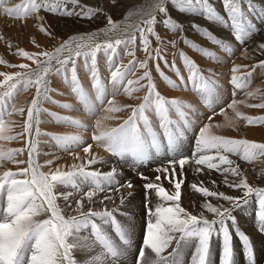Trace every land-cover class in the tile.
<instances>
[{"label":"snow or ice","instance_id":"obj_1","mask_svg":"<svg viewBox=\"0 0 264 264\" xmlns=\"http://www.w3.org/2000/svg\"><path fill=\"white\" fill-rule=\"evenodd\" d=\"M30 4L31 11H38L41 7H46L47 10L57 12L60 10V5L71 3L79 5V0H59V5L53 7L45 4L43 0L40 3L37 0H27ZM171 3L178 6L177 10L184 13H199L207 20L219 23L226 29L234 33V40L238 43H243L247 37L254 34L252 25L245 18V13L242 11L241 0H222L225 11L228 14V19L220 15L208 0H146L145 4L136 12L130 11L126 14V20L133 15L136 17L132 23L125 21H113L111 16L107 17V24L103 29L93 31L92 33L73 35L65 40L53 51L31 52L23 48L16 50V55L34 60L36 68L32 69L29 64L21 63L19 65H10L25 69L24 72H16L12 74L0 73L4 76V80L0 84L8 83V91L0 100L6 97H12L13 91L18 84H22L24 90L34 86L36 88L35 97L31 100L30 106L27 108V119L25 121V132L29 136L33 133V125L40 123V113L48 111L42 107L45 101H52L49 94L54 91L50 87V75H59L73 94L76 95L79 102L84 106L89 114H94L95 106L89 94L80 83L77 74V58L83 59V67L90 75L93 81V89L95 91L96 100L101 105L104 104L106 89L100 79L97 67V53L103 51L107 55L109 65L114 64L113 57L117 55V47L123 45L127 50L130 47L132 50L126 51L127 55L133 56L134 59L128 65H116L115 70L111 71V83L113 91H119L123 84L124 78L128 73L135 74L134 70L138 66L144 69L143 74L135 80H128L123 87L124 93L129 96L133 92H138L142 88L147 89V94L143 96L142 102L137 106L125 105L124 108H130L131 114L128 119L124 120L117 127L100 130L97 134L93 132V140L96 142L103 141V147L107 151L118 157L121 161H128L133 166L144 163L152 159L153 155H160L165 149L168 153L175 154L178 151L179 145L184 137L185 129L191 127L192 117L197 114L195 105L191 102L179 98H166L156 88V84L152 78L151 70L148 66V60L155 61V68L163 80L173 89H188L198 97V100L204 103L208 108L213 107L214 101H218L217 89L219 84L211 77H205L202 70L196 61L188 54L180 51V59L183 67L187 72V79L181 73L180 67L177 66L175 60L171 64L161 55L163 47L151 48L150 36L161 44H170L175 46L176 41H165L156 31L155 25L158 23L157 14H163V19L159 21L163 27L170 32H175L184 27L181 23L175 20L168 11L167 4ZM4 0H0V8L9 16L16 14L21 15L20 9L23 5L15 7H4ZM248 10L255 11L257 15L264 19V11L257 9L248 0ZM29 9H25V14ZM99 12V9H94L88 6H81V10H67L61 12L64 16H78L81 18L91 19ZM191 27L197 30L198 34L213 42L217 47H221L225 52H230L232 49L227 46V42L218 38L210 29L201 25L192 23ZM47 31L46 29H42ZM139 34L142 50L147 54L144 60L135 58V44ZM105 37L104 43H98L97 38ZM2 38V37H0ZM185 45L196 49L203 54L207 59H219L217 54L187 36L181 37ZM11 46V44H9ZM259 49L264 50V43L259 44ZM43 57V59H41ZM160 61H163L170 70L178 77L180 83L171 79L160 69ZM7 63L0 57V64ZM70 65V67H69ZM123 67V71L121 68ZM245 66L234 65L231 68L230 83L235 88L246 87V81L252 73H246L238 76L236 73L241 72ZM256 67L264 68V60H261ZM211 72V69H207ZM70 73V75H69ZM147 81V84H142L141 81ZM139 85V87H132ZM255 93H248L254 95ZM235 93H233V96ZM65 109H72L70 103H61L52 101ZM237 101L233 99L227 105L229 108H235ZM107 112L120 111L121 106H116L114 96L108 101ZM250 107L264 108V103L249 105ZM175 111L178 115L177 120L170 117V111ZM6 108H0V120H2L3 112ZM12 111L24 113V108H16L13 106ZM154 112L157 117V126L162 129V136L156 131L152 120L146 114ZM222 113L224 109L220 110ZM191 113V115H189ZM11 115V113H8ZM57 122L75 125L87 129L88 125L68 116H62L57 113H49ZM215 114V113H214ZM237 115H242L237 113ZM111 116H105L104 119H111ZM243 119L248 124H264V116L251 117L243 116ZM212 117H209V123H205L199 129L196 139L195 158L191 161L196 167L197 173H203L205 167L209 171H216L224 176V183L235 189L243 190V196H231L223 192H216L204 186L203 182H193L190 187L197 193H201L206 197H215L223 199L230 203L231 207L225 208L215 206L210 202H205L202 207L209 213L214 214V218L209 220L201 215H192L187 212L179 203L181 199V189L185 177L177 179L175 169L177 164L181 171L186 164L190 163L188 158L181 157L178 160L172 159L168 162L172 172L169 175V168H157V172L165 173V178L168 179L174 187V192L169 193L161 184L148 182L145 188L155 190L156 195L164 201L173 202L167 207L157 206L149 210V215L154 216L155 222L151 220L147 224V236L144 241V246L139 251L138 264H145L146 249L154 254L155 259H152L149 264H182L179 258L180 249L183 245H188L195 241L194 251L191 257V264H212L211 244L213 237L220 240V260L219 264H235L234 262V245L233 232L241 242V247L244 249V254L248 264H256L255 251L249 235L239 229L236 224V218L232 215L233 210L239 209L249 202V197L255 193L258 197L257 205V231L264 235V187H253L247 177L244 176L240 165L230 158L229 154L238 155L244 162H249L253 154L252 150H259L264 154V143H256L247 139L228 138L221 135H215L212 132L213 127H221V125H212L210 122ZM95 129H101V120L97 119L94 124ZM3 122H0V140H13L19 138L23 133L16 136L5 135V132H10ZM36 135H39V128L35 129ZM57 144L62 147L83 144V138L79 135H54L53 137ZM91 145L83 149L86 154L90 155ZM27 150V161L15 160L16 155L22 154ZM214 152L215 154H205ZM36 154V144L30 139L25 148L9 149L4 151L0 149V164L5 159L13 161L16 164L27 163L28 167L20 168L17 171L5 170L0 174V264H111L121 255L123 246L129 243L127 229L116 221L113 215L115 209L109 210L106 206L101 211L89 209L88 212L83 211V200L87 197L91 202L93 197L98 192H104L103 185L110 186L118 184L115 177L118 175L116 167L112 166L107 173H101L96 170H86L87 165L103 163V160L98 161L95 157H91L85 163L73 164L71 170L63 171L57 168L55 172L43 173L40 171V165L33 158ZM79 159V157L77 156ZM53 161H47V165H51ZM236 177L235 181H229L228 175ZM142 179V173L139 174ZM17 177H24L18 179ZM156 181L161 178L156 176ZM79 181V183H78ZM211 183L215 184V181ZM65 187H74L77 192L81 191V185L87 184L89 190L81 195V198L76 201V215L65 216L64 210L57 203L58 199L65 201L66 207H72L70 197L72 192L57 193L54 191L56 185ZM120 187L132 188L131 181H127ZM119 189H117L118 191ZM111 195H105L104 200H112ZM103 202V201H102ZM123 203V198H121ZM42 215L47 218L41 219ZM96 218L108 224L110 222L115 233V239L109 235L101 225L96 223ZM228 221H231L233 228L228 227ZM218 226V227H217ZM91 228L94 239L89 241L86 236H81V231ZM119 241V243H117ZM175 243V246L173 247ZM172 248L171 252L163 255L167 249ZM75 250H82L87 255L85 261H77L74 256Z\"/></svg>","mask_w":264,"mask_h":264},{"label":"rangeland","instance_id":"obj_2","mask_svg":"<svg viewBox=\"0 0 264 264\" xmlns=\"http://www.w3.org/2000/svg\"><path fill=\"white\" fill-rule=\"evenodd\" d=\"M99 1V5L96 4L95 6L88 5L84 0H79V5H73L71 3L63 4L60 5L59 11L52 12L47 10L46 7H41L38 11H31V6L27 2V0H4V7H15L18 4L23 5V7L20 9L21 15L19 16H17L16 14H13V16H9L3 12L2 8H0V37H2L0 38V57H2L3 60L7 62L4 64H0V73L12 74L16 72L26 71L25 69H21L20 67L10 66L19 65L21 63L29 64L32 69L36 68V62L34 60H28L27 58L15 54L18 48H23L27 51L36 53L43 51H53L56 47H58L61 43H63L73 35L88 34L92 33L93 31L103 29L107 24L108 16H111L113 21L116 22L125 21L126 23H132L135 21L136 17L134 15L130 19H125V15L128 13H124L123 15H121L122 13L108 12L101 6L102 4H104L103 1L105 0L102 1L103 3L101 2V0ZM37 2L40 3L41 0H37ZM43 2L45 4L52 5L53 7L59 5V0H43ZM208 2L214 6L215 10L220 15L224 16L225 19H228V14L225 11L222 0H208ZM252 3L256 6L257 9L264 11V0H252ZM81 6H88L94 9H99V12H97V14L94 15L91 19L81 18L75 15L68 17L61 14V12L65 8L67 10H75L76 12H79L81 10ZM167 7L171 16L179 23L184 25V27L175 32L168 31L159 22L163 19V14L158 13V23L155 25V31L165 41L175 40L176 44L175 46L167 43L161 45L154 36H150L149 39L151 40V48L163 47L164 50L161 52V55L164 56L165 59H167L169 64H171L173 60H175L177 66L180 67L181 73L185 76V79H187V72L183 67V63L179 55L180 51H183L184 53L192 57L202 70H205V77H211L219 84V87L217 89L219 99L218 101H214L213 107L210 109L204 103L198 100V97L192 92L190 87L188 89L171 88L159 75L157 69L155 68L156 62L151 59L148 60V66L151 70L152 78L156 84L157 90L166 98H179L191 102L197 109V114L192 117L193 124L191 125V127L185 129L186 132L181 141V143H185L188 141V145L185 149L182 148V144L180 143L178 151L175 154L168 153L165 149L160 155H153L152 159H150L149 161L133 166L130 162L121 161L118 159V157L107 151L106 148L102 146V144L104 143L103 141L96 142L93 140V132L96 131L97 134L99 132L98 129L94 128V124L97 119L101 120L102 125L107 123L110 128L117 127L121 123H123L124 120L128 119L131 114L130 108H124L122 106H137L142 102L143 96L147 94L146 88H142L138 92H133L131 96L122 91L128 80H135L143 74L144 69H140L137 66L134 70L135 74L128 73L124 78L119 92L116 93L117 95H114L120 97V101L116 106H121V110L115 112L106 111V109L109 107L108 101L113 98L112 94H114L111 87H108L111 84V71L115 70L116 65L126 66L131 60L134 59L133 56L126 54V51L132 50L131 47L127 50L123 45L117 47V55L113 57L114 64L112 65H109L107 55L103 51L97 53V67L99 76L101 81H103L102 83L105 82L104 85L107 86V89L109 90L106 91L103 105H101L100 102L96 100L95 93L88 90L86 82H90L93 85V81L91 80L89 73L85 71L83 67V59L77 58V74L81 85L86 90V92L89 93L90 98H93L94 100V114H89L85 110L84 106L79 102L76 95L71 92L69 85L64 82L61 76L55 74L50 75L49 77L50 87L54 90L49 93L52 97V101L70 103L73 105V108L65 109L59 106L57 103H54L52 101H45L42 107L44 109H47L48 111L40 113V123L38 125H33V133L31 136H29V134L25 132V121L27 119V108L30 106L31 100L35 97L36 88L32 86L27 90H24L23 85L18 84L17 88L13 91L12 97L5 96L3 100H0V108H6V111L3 112L2 120H0V122H3L7 128L11 129L10 132H5L4 134L16 136L19 133H23V135L19 136V138L17 139L0 140V149H3L4 151L18 148L26 149V144L31 139L32 142L36 144V154L33 158L40 165L39 170L46 174L55 172L57 168H60L63 171L71 170V166L73 164H86L87 160L91 157H95L98 161L103 160L104 162L87 165L86 170H96L101 173H107L112 166L117 168L118 175L115 177V179L116 181H118V184L111 185L110 190L109 186L103 185L105 187V191L99 192L98 195L93 197L91 202L88 201L87 197H84V212H88L89 209L101 211L105 208V206L109 210L115 209L116 211H114L113 215L115 216L116 221L121 225L123 224L125 228L128 229L129 226L134 225L135 217H133V220L130 219V222L129 220L123 222V219L125 212L127 211V206H132V201H130L129 196H133V187L134 185L139 184L140 187L138 188L139 190H137L140 191L139 193L143 197L141 203L142 212L140 214L143 213L142 216L145 217V221H147L143 222V242L145 241L147 236V224L150 220L152 221V215H149V210H152L154 212V209L157 206L167 207L172 205L173 203L164 201L162 198H159L156 195L155 190H148L145 188V185L148 182H155L161 184L169 193L174 192V187L171 183H169L168 179L165 178V173L156 171L157 168H163L167 166L169 168L168 174L171 175L172 169L168 162L172 159L178 160L179 158L184 157L190 160V163L184 166L183 171H181L179 165L177 164L175 173L177 179L181 178V176L185 177L181 189L182 195L179 203L187 212L191 213L192 215L199 216L202 214L209 220L214 218V214L209 213L202 207V204L205 203V201L210 202L215 206H222L225 208L231 207L230 203L223 199L206 197L201 193H197L190 187L192 182L198 184L200 182H203L204 186L208 187L212 191L223 192L231 196H243V190L231 188L224 183V176L221 173L214 170L209 171L206 167L204 170L205 172L203 171V173H197V166L191 162L196 155V139L198 137L199 129L205 123H209V117L213 118L220 115L226 116L231 112V115H233L231 116L232 118L230 116H226L228 117V119L225 121V123L227 122L233 125L232 132L225 133L224 131L213 127L211 129L213 134L225 136L228 138L247 139L256 143H264V124H248L247 121L243 119V116H264V108L249 106L264 103V68L256 67V65H258L261 60H264V50H261L258 47L259 44L264 43V30L259 31L258 29L259 27L264 28V19H261V17L257 15L255 11L250 12L248 10V0H241V7L242 11L245 13V18L249 20L252 25H256L254 27V34L247 37L242 44L234 40V33L232 31L226 29L219 23L208 20L210 23L203 24L199 21H195L196 24L210 29L218 38H222L227 42V46L230 47L232 51L225 52L223 48L217 47L213 42H210L209 39L205 38L203 35L198 34L197 30H194L190 25L193 22L184 24L180 21V19L174 16L175 13H182L183 15H194L206 19L203 15L199 13L186 14L184 12L178 11V6H174L171 3H168ZM26 8L29 9V11L25 14ZM138 10L139 9H132L131 11L136 12ZM42 29H46L47 31H43ZM182 36H187L197 44L213 50L217 54L219 59H207L196 49L185 45L181 40ZM96 42L104 43L105 37H98ZM9 44H11V46H9ZM252 46H255L256 49L252 50ZM146 55L147 54L142 50L140 37L137 33V40L135 44V58L138 60H144L146 58ZM41 59H43V57H41ZM159 63L160 69L163 70L166 75H168L171 79L176 80L177 83H180L176 74L172 70H170V68L165 65L163 61H160ZM237 64L245 67L242 68L241 72L236 73V75L241 76L246 73H252V75L245 82L246 87L244 88H235L230 83V77L232 75L231 68ZM207 69H211L212 71L209 72L207 71ZM123 70L124 69L122 67L121 71ZM3 80L4 76L0 75V81ZM13 82L14 81H9L8 83L0 84V96H3V94L8 91V84ZM141 83L147 84V81H141ZM132 87H139V85H133ZM233 93H235L234 96ZM248 93L255 94L248 95ZM233 99L237 101L235 108L227 107V105L231 103ZM13 106H15L16 108L23 107V115H21L19 112L12 111ZM221 108L224 109L223 113L220 111ZM8 113H11V115H9ZM49 113H57L62 116L79 119L81 122L88 125V127L87 129H85L75 125L57 122ZM237 113H240L242 115H237ZM146 114L152 120L156 131L162 136V129L157 126V117L155 116L154 112L149 111ZM189 115H191V113H189ZM105 116H111L113 118L104 119ZM170 117L173 120L178 119V115L174 110L170 111ZM37 127L39 128V135H36L35 132V129ZM65 134L81 136L83 138V144L79 146L72 145L67 148L59 146L53 137L54 135ZM88 145H91L90 155L86 154L83 151V149ZM95 148L98 149L96 150V152L99 153L98 155H95L93 151ZM252 153L253 154L251 155L249 162H244L238 155L229 154V156L240 165L244 176L247 177L248 182L253 187H264V154L260 153L259 150H252ZM205 154L215 153L207 152ZM77 156L79 157V159L77 158ZM108 157H114V159L116 160V164L118 165H116L115 163H113L114 165H112L108 160ZM27 159V150H25V152L22 154L16 155L15 157V160L17 161H27ZM47 161H53V163L49 166L46 164ZM24 167H28L27 163L16 164L13 161L5 159L3 163L0 164V174H2L5 170L10 169L12 171H17L18 169ZM124 167L130 168L133 173L129 174L128 176V174L124 171L125 169H123ZM140 173H142L143 176L147 177L148 179H142L139 175ZM157 175H159L161 178L159 181H156L155 179ZM17 178L22 179L24 177ZM236 179L237 178L232 176L231 174L228 175L229 181H235ZM127 181H131L133 185L132 188L129 189L127 187H120V185H124ZM212 181H215L216 183L213 184L211 183ZM80 187L81 191L77 192L74 187H65L59 184L56 185L54 191L57 193H73V195L70 197V203L72 205V207L70 208L66 207L65 201L63 199L57 200L60 208L64 210L65 216H72L77 214L75 211L76 201L81 198V195L83 193L89 190V186L87 184L81 185ZM117 189L119 190L117 191ZM105 195H111L113 199L105 201ZM121 198H123V203H121ZM248 199V204L242 206L239 209L233 210L232 215L236 218V224L238 225L239 229L245 232L251 238L255 251L256 264H263L261 262L264 260V243L260 244L261 240H258V237L255 238L251 234L254 231L256 232L258 227V197L255 193H253L252 196H250ZM121 217L123 219H121ZM40 218H47V216L42 215ZM96 223L98 225H101V227L109 235H111L112 237L115 236L110 222L108 224H105L100 220V218H96ZM228 227L230 229L233 228V224L231 221H228ZM248 228L251 229L247 230ZM85 230L87 231V235L91 239H94L91 228L89 227V229ZM82 232H84V230H82ZM257 233L264 237V235H262L260 232L257 231ZM142 244L143 243H141V245ZM211 245H217L215 249L219 248L218 259H220L219 238L213 237ZM233 245L235 251V264H248L247 258L244 254V249L241 247V242L237 238L235 232H233ZM127 246L126 248H128ZM143 246L144 245H142L141 248ZM140 250L141 249L138 250L137 254H139ZM168 252L164 255H167ZM78 255L79 254L75 256L77 261H79L77 258ZM210 259L213 262L212 264H217L215 263L214 259H212L211 257Z\"/></svg>","mask_w":264,"mask_h":264},{"label":"bare ground","instance_id":"obj_3","mask_svg":"<svg viewBox=\"0 0 264 264\" xmlns=\"http://www.w3.org/2000/svg\"><path fill=\"white\" fill-rule=\"evenodd\" d=\"M84 1H86L88 5H95V6H96V4L99 5V2H100L99 0H84ZM102 1L103 0H101V2ZM103 2H104V4H102L101 6L103 8H105V10H107L108 12L122 13L121 15H123L124 13H129L132 9L133 10L140 9L139 6H143V4L146 2V0H105ZM174 16L177 17L178 19H180V21L182 23H184V24H189V23L195 22V21H199V22H201L203 24L210 23L208 20H206L204 18H200V17L194 16V15L192 16V15H183L182 13H179V14L175 13ZM122 19H124V18H122ZM190 25H192V24H190ZM258 29H259V31L264 30L263 27L262 28L259 27ZM254 31H255V29L253 28L252 32H254ZM263 33H264V31H263ZM255 49H256L255 46H252V50H255ZM104 84H105V82L103 83V85ZM86 85H87V88H88L89 91L95 93V91L93 89V85L90 82L89 83L86 82ZM110 85L108 87H111V89L113 91L112 83ZM104 87H105V89L107 91L108 90L107 86L104 85ZM118 92L119 91H116V92L113 91L114 94H112V97L114 95H117L116 93H118ZM91 99L94 102L93 98H91ZM114 99H115V102H116V105H117L118 102L120 101V97L114 96ZM226 116H228V117L230 116L231 117L233 115H231V112H230V114H228ZM226 116L220 115V116L213 117L212 120H211V124L213 126L219 124V125H221V127H219V128L215 127L216 129H220V130L224 131L225 133H231L232 130H233L232 129L233 125L229 124L227 122L225 123V121L228 119V117H226ZM192 124H193V122L191 121V125ZM109 128L110 127H109V125L107 123H105L103 125L101 124V129L102 130L103 129H109ZM101 129H98V130L100 131ZM185 132H186V130H185ZM186 140H187V138H186ZM181 144H182V148L185 149L187 147V145H188V141L185 142V143H181ZM96 150H98V149L95 148L93 151H94L95 155H98L99 153L96 152ZM108 160L111 162L112 165H114L113 163L116 164V160L114 159V157H111V158L108 157ZM116 165H118V164H116ZM123 169H125L124 171H125V173L128 174V176H129V174L133 173V171L130 168H128V167H124ZM139 187H140L139 184L138 185H134V187H133L134 191H133V194H132L133 196L132 197L129 196L130 197L129 198L130 201H132V204H131L132 206L128 205L129 207L127 206V211L125 212L124 219L121 217V219H123V222L126 221V220L127 221L129 220V222H130V219L133 220V217H135L134 225L133 226H129L130 228L128 227V229H127L128 230L127 231L128 240H129V243L127 244L128 246L125 245V246L122 247L121 255L116 260L112 261L111 264H138L137 255H139V254H137V253H138V250L141 249V246L144 245V242H143V236H144V225H143V222L146 219L145 217L142 216L143 213L140 214L142 212V210H141L142 209V204L141 203H142V198L143 197L139 193L140 191H138ZM98 193H97V195H98ZM127 203H128V201H127ZM198 208H199V206H198ZM151 219H152V222H155L154 216H152ZM145 222H147V221H145ZM250 229L251 228H248L247 230H250ZM251 234L255 238L258 237V240H261L260 244L264 243V237L259 235L257 233V231L256 232L254 231ZM81 236H86V238L89 241L93 240L87 235V231L86 230H84V232L81 231ZM115 238L116 237L113 236V239H115ZM117 243H119V241H117ZM141 243H143V244L141 245ZM126 246L128 248H126ZM174 246H175V243H174L173 247ZM194 246H195V241L190 242L186 246L183 245V242H182V247H181L182 251L180 249V251H181L180 253L181 254L179 255V258L182 261V264H191V257H192L193 251H194ZM216 246L217 245H211V256L210 257L215 260V263L218 264V260H220V259H218V254H219V250L218 249L219 248L215 249ZM145 251H146L145 264H149V262L152 259H155V257H154V254L152 252L148 251L147 249ZM168 251L171 252L172 248L167 249L164 254H166ZM77 254H79L78 257H77L79 261H85V256L87 255L85 252H83L82 250H75L74 251V256H76ZM211 262H212V260H211ZM261 263L264 264V260ZM85 264H86V261H85Z\"/></svg>","mask_w":264,"mask_h":264}]
</instances>
